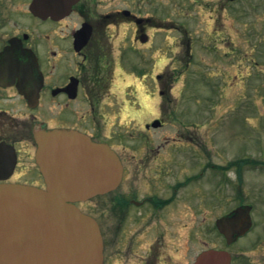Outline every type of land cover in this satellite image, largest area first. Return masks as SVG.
I'll use <instances>...</instances> for the list:
<instances>
[{
  "label": "flooded vegetation",
  "instance_id": "flooded-vegetation-1",
  "mask_svg": "<svg viewBox=\"0 0 264 264\" xmlns=\"http://www.w3.org/2000/svg\"><path fill=\"white\" fill-rule=\"evenodd\" d=\"M155 21L135 14L128 0H0V186L45 188L35 158L36 138L49 130L78 131L113 148L112 134L100 127L111 115L105 103L115 80L109 32L118 37L120 28L131 26L133 36L121 42L125 39L135 50L147 40V30L169 24ZM185 36L187 42V27ZM116 75L121 78L116 88L125 85L124 73ZM124 111L117 105L113 119ZM134 119L137 132L124 131L116 152L122 168L119 185L90 200L91 216L100 228L104 224L103 264H195L203 252L229 251L254 230L248 205L250 228L237 236L246 224L245 202L210 222L209 170L221 177L224 169L209 164L203 142L198 145L194 134L151 132L154 120L160 123L155 129L174 125L169 117L144 123ZM187 145L195 148L181 147ZM234 171L239 179V170ZM214 197L225 204V197ZM235 212L240 216L229 228L227 244L216 222ZM248 244L262 249L264 237ZM243 251L236 252L234 264H264V254L248 260Z\"/></svg>",
  "mask_w": 264,
  "mask_h": 264
},
{
  "label": "rangeland",
  "instance_id": "rangeland-1",
  "mask_svg": "<svg viewBox=\"0 0 264 264\" xmlns=\"http://www.w3.org/2000/svg\"><path fill=\"white\" fill-rule=\"evenodd\" d=\"M128 7L138 16L169 24L148 30V44L135 50L125 39L121 42L131 36L130 29L120 28L118 37L110 30L112 62L116 72L124 73L125 85L116 88L121 78L112 79L111 99L105 103L111 115L106 122L102 119L101 129L112 134L116 152L124 131L137 132L136 122L129 117L138 116L142 123L169 117L174 125L153 132L194 134L198 145H206L210 165L233 167L221 172L222 178L209 170L210 222L241 202L233 199L238 198L236 193L245 204L252 203L255 228L231 252L243 247L246 259L259 260L264 248L252 250L248 242L264 237V167L250 170L255 168L250 167L254 160L264 161V0H128ZM185 27L190 35L187 42ZM121 57L126 67L120 71ZM130 59L137 62L130 64ZM159 83L171 90V101L166 95L159 97ZM119 104L125 111L114 120ZM235 165L242 171L241 179L235 177ZM214 196L225 197V204H217ZM78 206L90 214V201Z\"/></svg>",
  "mask_w": 264,
  "mask_h": 264
},
{
  "label": "water",
  "instance_id": "water-1",
  "mask_svg": "<svg viewBox=\"0 0 264 264\" xmlns=\"http://www.w3.org/2000/svg\"><path fill=\"white\" fill-rule=\"evenodd\" d=\"M37 143L46 187L0 186V264H102L98 225L74 203L114 189L121 180L119 158L73 131H50ZM229 261L225 252L207 251L195 264Z\"/></svg>",
  "mask_w": 264,
  "mask_h": 264
},
{
  "label": "trees",
  "instance_id": "trees-1",
  "mask_svg": "<svg viewBox=\"0 0 264 264\" xmlns=\"http://www.w3.org/2000/svg\"><path fill=\"white\" fill-rule=\"evenodd\" d=\"M166 95V94H165Z\"/></svg>",
  "mask_w": 264,
  "mask_h": 264
}]
</instances>
